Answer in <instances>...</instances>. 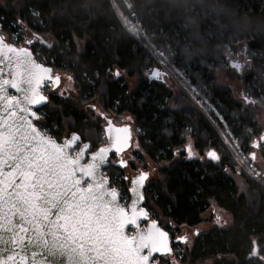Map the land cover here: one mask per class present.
I'll use <instances>...</instances> for the list:
<instances>
[{
	"label": "trees",
	"instance_id": "16d2710c",
	"mask_svg": "<svg viewBox=\"0 0 264 264\" xmlns=\"http://www.w3.org/2000/svg\"><path fill=\"white\" fill-rule=\"evenodd\" d=\"M8 2L0 6V34L15 45L23 42L13 37L18 31L44 37L43 44H35V58L72 77L78 102L54 95L42 112L45 123L55 122L60 138L68 128L83 140L97 141L103 135L100 113L132 117L140 144L136 152L156 165L163 163L147 187L144 204L161 227L171 231L199 225L212 202L231 216L227 228L212 227L200 232L190 248L176 249L177 263L264 264V184L236 169L237 162L220 137L222 132L244 154L252 150L255 158L258 150L264 157L263 130L257 122L258 112H264L261 0H206L187 13L177 11L169 0ZM120 14L138 34L124 27ZM234 19L250 26L238 29ZM237 36L254 54L251 60L258 70L257 75L239 76L229 68L252 97L246 104L215 77L216 69L226 67L228 46ZM152 50L162 52L168 67L190 80L191 84L185 83L189 90L191 85L201 89V97L220 112L223 121L197 109L183 91L177 95L165 82L150 79L148 70L159 68ZM117 70L135 79V86L130 88L121 75L115 77ZM91 102L98 105L95 113L83 108ZM188 139L205 158H187ZM209 150L221 159L211 161L206 155ZM260 179L264 183V176ZM118 186L127 187L123 180ZM165 261L161 257L160 264Z\"/></svg>",
	"mask_w": 264,
	"mask_h": 264
},
{
	"label": "snow or ice",
	"instance_id": "6c2138e0",
	"mask_svg": "<svg viewBox=\"0 0 264 264\" xmlns=\"http://www.w3.org/2000/svg\"><path fill=\"white\" fill-rule=\"evenodd\" d=\"M148 71L150 79L162 80L158 68ZM60 84L61 76L32 50L0 35V264H159L157 254L163 257L173 248L169 231L143 206L149 172L113 179L104 171L128 167L122 154L132 148L133 127L115 126L100 113L105 139L86 143L75 131L61 139L55 122L45 123L42 113L50 96H64L56 92ZM191 90L207 113L223 121L201 89ZM139 149L137 142L134 150ZM184 151L188 159L196 155L191 141ZM206 155L221 159L215 150ZM120 180L128 186H118Z\"/></svg>",
	"mask_w": 264,
	"mask_h": 264
},
{
	"label": "rangeland",
	"instance_id": "374dc122",
	"mask_svg": "<svg viewBox=\"0 0 264 264\" xmlns=\"http://www.w3.org/2000/svg\"><path fill=\"white\" fill-rule=\"evenodd\" d=\"M9 2L8 0H0V6H6L8 5ZM12 5L16 6L17 4L12 3ZM259 6H264L263 1L261 0V2L259 3ZM120 19L124 25V27L130 31L132 34H138L139 30L137 28L134 27V25L132 23H130L126 18H124V16H122L120 14ZM259 17L257 18V22H259ZM0 28H1V24H0ZM15 38H19L21 37L23 39V42H20L19 44H17L16 46H27V40H33V44L31 45L32 50H34L35 48V44H42L44 37H39L41 42L36 40V36H33L31 33H29L28 31L24 30V32L21 33V31H18L17 33L14 34ZM153 56H155L156 59V65L158 67H160V69L164 70L166 72V79H165V83L168 84L171 88H173V91L176 92V94L178 95L179 93H182V91L184 92L183 94H185V96L189 99V97L192 99V104L197 108V109H201L204 110V112L207 114V109L204 108L195 98V96L193 95L192 90H189L187 88L186 84H191L190 80H188L187 78L184 79V75L182 74V72H180L177 69H170L167 65V61L168 59H166L165 57L162 56V52H156V51H151ZM254 56V54H252ZM252 55L250 53V50L247 48L246 43L243 41V39L240 38V36H237L234 40V43L230 46H228V51L226 53V57L224 59L225 61V66L224 68H218L215 71V77H216V81L218 84L220 85H224V86H228L232 92V95L240 100L243 104H246L247 101L251 100L252 97L250 96V94L245 90V87L243 85V83L239 80L236 79V77L233 76V73L229 71V68L233 69L235 71V73L239 76H243L245 73H251L253 72V74H258V70L255 67V64L253 63V61L251 60ZM231 61H237L241 64V68L238 71L237 68L235 67H231L230 62ZM174 71V72H173ZM57 71H54V73ZM185 72V70H184ZM59 73V75L62 78V83L61 86L56 90L57 93L63 91L64 93V98L66 96L69 97H73L74 100L76 102H78V97H76L77 92L73 86L72 81L68 80V75L66 73H61V72H57ZM121 76L125 79V81L129 84L130 88H133L135 86V79L129 78L125 73L121 72ZM185 80V81H184ZM192 88H197L199 89L196 85H191V89ZM47 94V91H46ZM57 96H59L57 94ZM189 96V97H188ZM61 97V96H60ZM204 99V101L206 102L207 105H209V103L207 102L206 97H202ZM242 98V99H241ZM190 100V99H189ZM95 106L91 111L95 113L96 109H97V103L95 102H91L88 103L86 106H84V110H89L90 106ZM211 106V105H209ZM203 112V113H204ZM108 117L114 118V119H120V116H114L112 114H107ZM101 124H102V130H103V126L105 125L104 120L99 119ZM132 121V120H130ZM257 122L258 125L262 128L263 132L262 135L264 136V112L259 111L258 115H257ZM71 130H69L68 128H66V131L63 132L62 135H67L68 133H70ZM221 132V131H220ZM228 133L229 130H228ZM221 135L223 136L222 132ZM228 153L230 154V156L234 159V155H236L238 158H240V160L243 162V164H247V166L250 168V170L257 176L263 177L264 176V157L261 156L260 152L257 150L256 151V156L255 158H253L252 156V150L246 154L242 153L241 150H239V148L235 145H233V143L229 142L227 138H225V136H221ZM62 137V136H61ZM105 139L104 137V132L103 135L100 136V139L98 140H102ZM97 140V141H98ZM86 141V140H84ZM89 141H91V143L97 142L96 140L90 139ZM192 140L188 139L187 143ZM136 143V141H135ZM97 147L99 146V144L97 143L96 145ZM193 146V144H192ZM135 149V146H134ZM193 151L196 153V155L193 157L195 159H202L205 158V156L201 157L199 156V154L194 150ZM139 154V152H138ZM136 154V155H138ZM136 160L134 163V168H140L141 167V163L140 161H143L144 164L148 165V167L152 172V175L150 177L149 183L151 180L155 179L157 177V170L163 165H156L153 162L150 161V159L145 156V155H141L139 154L138 156H136ZM248 160V162H246ZM235 161V160H234ZM236 164V169L239 171V167ZM240 172V171H239ZM241 173V172H240ZM126 174H133V171L131 170V168L126 169ZM148 183V184H149ZM203 218L204 221L202 223H200L199 225L196 226H180L178 228L176 227H172L171 232L173 233V235L175 236H183L186 237V242L184 243H177L175 245L174 248V253H176V249L177 250H185L191 247V245L193 244V242L196 239L197 234H199L200 232H206L208 230H210L212 227H220V228H227L228 226H230L232 224V218L229 215L228 212H226L225 210H223L222 208H219L214 202H212V204L210 205L209 209L206 210V212L203 214ZM165 263L162 262V264H179L176 261V258L174 255H167L165 256ZM160 264V262H159ZM209 264V263H207Z\"/></svg>",
	"mask_w": 264,
	"mask_h": 264
},
{
	"label": "flooded vegetation",
	"instance_id": "af4514ba",
	"mask_svg": "<svg viewBox=\"0 0 264 264\" xmlns=\"http://www.w3.org/2000/svg\"><path fill=\"white\" fill-rule=\"evenodd\" d=\"M32 45V44H31ZM31 45H29V44H27V46H24V47H28L30 50H32V47H31ZM33 51V50H32ZM34 53V52H33ZM34 57H35V54H34ZM54 71V70H53ZM54 74H59V73H57V72H55ZM162 80H160V81H162V82H165V79H166V76L162 73ZM61 83H62V78H61ZM60 86H61V84H60ZM59 86V87H60ZM58 89V88H57ZM56 89V90H57ZM46 94V93H45ZM48 94V93H47ZM52 97L53 96H50L49 97V99H50V101H51V99H52ZM45 108V107H44ZM44 108L42 109V112H43V110H44ZM104 116H106L108 119H110V120H112L113 121V124L115 125V126H118V127H122V126H125V125H131L132 127H133V129H134V126H133V123H132V121H130V120H128L127 118L129 117V116H127V115H122V116H120V119H114V118H111V117H108V115L106 114H104ZM101 117V119L102 120H104V122H105V125L103 126V129H104V127L107 125L106 124V121H105V119H104V117L103 116H100ZM72 133V131L70 132V133H68L67 135H62V137H61V139H63V138H65V137H67V136H69L70 134ZM104 137L106 138V133H104ZM82 138V137H81ZM82 140H83V138H82ZM132 140H133V143H132V148H130V149H128L125 153H123L122 155H123V157H124V159L125 160H127V161H129V164H128V167L127 168H121V167H111V168H105V173L106 174H108V175H110V177H112L113 179H115V177L116 176H120V177H124V176H126V177H129V178H131V177H133V176H135L137 173H138V170H144V171H147V172H149V180H150V177H151V175H152V172H151V170L149 169V168H142V165H141V167L140 168H137V169H135L134 168V163H135V160H133V157H136V156H138L139 154H138V152H136L135 150H134V146H135V141H136V132H135V130H133V133H132ZM83 142H86V143H90V144H92L91 142H89V141H84L83 140ZM99 146H101L100 144H99ZM98 146V147H99ZM136 154H138V155H136ZM110 160H112V161H116L117 163H118V160H117V158L115 157V156H110ZM128 168H131V170L133 171V174H126V169H128ZM124 181V184H126V186H128V184H129V182H128V180H123ZM149 183V182H148ZM146 184V187H145V191H144V194L146 195V190H147V187H148V185L149 184ZM151 215V214H150ZM150 219H154L153 217H152V215L150 216ZM144 223H147L146 221L144 222ZM169 233H170V238H171V240H172V248H173V250H174V248H175V245L177 244V242L175 241L176 240V238L177 237H179V236H175V235H173V233L171 232V231H169ZM163 257H165V256H163ZM156 259L157 260H159V262H160V259H161V257L159 256V255H157L156 256Z\"/></svg>",
	"mask_w": 264,
	"mask_h": 264
},
{
	"label": "clouds",
	"instance_id": "9594fccd",
	"mask_svg": "<svg viewBox=\"0 0 264 264\" xmlns=\"http://www.w3.org/2000/svg\"><path fill=\"white\" fill-rule=\"evenodd\" d=\"M169 3L179 12H191L196 5H203L206 0H169ZM233 26L238 29H244L250 26V22L242 20H233Z\"/></svg>",
	"mask_w": 264,
	"mask_h": 264
},
{
	"label": "built area",
	"instance_id": "2783aa9c",
	"mask_svg": "<svg viewBox=\"0 0 264 264\" xmlns=\"http://www.w3.org/2000/svg\"><path fill=\"white\" fill-rule=\"evenodd\" d=\"M234 159L237 162L239 168L244 171L250 178H252L253 180L259 182V183H263V181L260 179V177H257L248 166H246L245 164H243V162L240 160V158H238L236 155H234Z\"/></svg>",
	"mask_w": 264,
	"mask_h": 264
},
{
	"label": "water",
	"instance_id": "95a60500",
	"mask_svg": "<svg viewBox=\"0 0 264 264\" xmlns=\"http://www.w3.org/2000/svg\"><path fill=\"white\" fill-rule=\"evenodd\" d=\"M1 35V34H0ZM5 42H7L6 41V39H5ZM8 43V42H7ZM230 65H231V67H235V68H237L238 69V71L240 70V68H241V64L239 63V62H237V61H231L230 62ZM46 66V65H45ZM47 67H49V66H47ZM157 69V68H156ZM159 69V68H158ZM160 70V69H159ZM161 71V70H160ZM161 73H163L164 74V72L163 71H161ZM107 126V125H106ZM105 126V127H106ZM104 127V128H105ZM78 134V133H77ZM264 140V139H263ZM255 156V155H254ZM144 204H145V201L143 202V206H144ZM145 207V206H144ZM146 208V207H145ZM147 209V208H146ZM148 210V209H147ZM150 213V212H149ZM151 216V215H150ZM158 222V224L160 225V223H159V221H157ZM161 226V225H160ZM198 235V234H197ZM180 237H183V236H180ZM176 241V240H175ZM181 243H184V242H186V241H180ZM256 253V252H255ZM158 255V254H157ZM167 255H169V256H171V255H173V251L171 252V253H169V254H166L165 256H167Z\"/></svg>",
	"mask_w": 264,
	"mask_h": 264
},
{
	"label": "bare ground",
	"instance_id": "6f19581e",
	"mask_svg": "<svg viewBox=\"0 0 264 264\" xmlns=\"http://www.w3.org/2000/svg\"><path fill=\"white\" fill-rule=\"evenodd\" d=\"M242 99V98H241ZM239 170L241 171V169L239 168ZM173 253H174V250H173Z\"/></svg>",
	"mask_w": 264,
	"mask_h": 264
}]
</instances>
